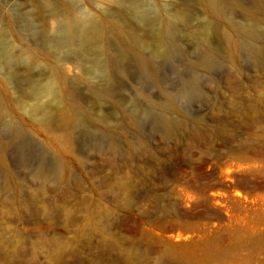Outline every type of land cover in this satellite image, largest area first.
I'll list each match as a JSON object with an SVG mask.
<instances>
[{"label": "rangeland", "instance_id": "obj_1", "mask_svg": "<svg viewBox=\"0 0 264 264\" xmlns=\"http://www.w3.org/2000/svg\"><path fill=\"white\" fill-rule=\"evenodd\" d=\"M73 1L0 0V250L16 264H264V0H210L219 16L203 0ZM75 6L105 30L82 70L51 13L80 19ZM54 76L71 148L28 110ZM166 106L183 112L172 138ZM186 232L199 245L169 254Z\"/></svg>", "mask_w": 264, "mask_h": 264}, {"label": "bare ground", "instance_id": "obj_2", "mask_svg": "<svg viewBox=\"0 0 264 264\" xmlns=\"http://www.w3.org/2000/svg\"><path fill=\"white\" fill-rule=\"evenodd\" d=\"M103 1L108 2L109 0H103ZM72 2L74 3L75 1L72 0ZM116 2L119 4H123L124 2L126 3V0H116ZM203 3L205 5V7L215 16L216 15L219 16V14L222 13V12L221 13L219 12V10L221 11V9L218 7V5H216L212 1L203 0ZM49 4H51V3L49 2ZM76 7L77 6L71 8V11L73 9L74 11L72 13H77V15L81 16L80 19H69V18L64 16L65 14H62L57 9H52L51 13L54 17H56L58 19L57 20V22H58L57 28L60 31V35H61L60 38L57 40L58 45L59 46H67L70 48L68 50L69 51L68 54H69L71 61L77 67H79L82 70V68L84 69L86 66V60H89L92 58L93 62L95 64H98L99 60H101V59H99V55H101L103 53V50H102L103 48H101V46L99 47V43L101 42V40L103 39V37L105 35V30H104V27L102 26V24L100 23V21L97 18H95V16L92 14V12H90L87 8H83V9L79 8L80 10H78V7L77 8ZM122 7H124V6L122 5ZM60 11H62V10L60 9ZM182 17H183V15H181V18ZM182 21H186L185 17L182 18ZM166 30H168V29H166ZM207 33H201L202 35L200 33L197 34L198 39H200V42L203 43L205 46L206 45L209 46V42H208L209 37L207 36ZM197 35H196V37H197ZM247 35H249V34H247ZM131 37H133V36H131ZM156 37H157V41H156L157 46L162 47L164 40H165L164 37L161 36L160 34L157 35ZM156 37H155V39H156ZM225 39H226L227 45L231 47V51H230L231 55L234 56L235 53L233 54L232 46H234V48L236 49L237 47H239V44H237V43L232 44V41L228 37H226ZM130 42H132L133 44H138L139 40L136 37H133V38H130ZM255 43H257V42H255ZM242 48L245 51H248L254 57L262 54V52H260L257 49V46H255L251 42H247V43L242 44ZM27 54H29V52ZM87 54H90L91 58L87 59ZM236 55H237V53H236ZM32 56H35V55H32ZM27 57H29V56H27ZM35 59L37 60V57ZM206 62H207V64H204V65L208 67V65H209L208 60ZM106 79H107V77H106ZM236 79H235V81H236ZM228 80L230 81V79H228ZM230 83H231V81H230ZM235 84H236V82H235ZM57 85H58V88H57ZM61 85H62V82L60 79L56 78L55 76L50 78L48 88L45 91V96L48 97L50 99V101L47 104L42 103L41 101L40 102L36 101L32 105H30L28 110H29L30 115L32 117L38 119L41 123L45 124L46 126H48V127H54L55 125L59 126L63 132L60 136H55L54 139L58 140L61 144L63 143L64 145L71 148L73 137H72V133L70 131V128L72 126L71 124H72L73 114L67 108L66 104L63 102ZM236 87H237V85H236ZM232 88L235 89L234 87H232ZM103 92L104 93H102V92H100L99 94L97 93V97L99 99H101L103 97L105 98V96L108 94V92L106 93V91H103ZM250 103H251V101H250ZM237 104H238V102H237ZM247 104H249V103H247ZM164 108H165V110L163 109V111H164L163 114L158 116L156 121L161 126L162 137L172 138L176 135L174 128H175V124L179 121H177V122L174 121L170 117V115H168V114L171 112H178V114L180 116H182L183 112L179 108H177V110L176 109L174 110L173 107H170V106H166ZM133 114H134V116L132 117L131 116L132 114L129 115V114L124 113L123 114L124 115V121L128 122L129 124L132 123L134 125H137L139 121L135 119V116L138 117L139 114H137V112H133ZM0 118H1V114H0ZM93 120L97 121L98 123H103L106 121L105 119H103V117H100V116H97V118L93 117ZM175 120H177V119H175ZM180 123L183 125L182 122H180ZM180 123L178 124V126L182 127V125ZM139 124H140V122H139ZM176 127H177V125H176ZM107 131H109V130H107ZM109 133H110V131H109ZM59 142H55V143H59ZM2 146H3V143L0 140V151L2 150L1 149ZM0 157L2 158L1 155H0ZM40 173L41 174L44 173L43 170H41ZM193 236H194V232H186L185 234L179 233V234L174 236V238H176L178 241H172L171 240L172 236L169 237L168 239H166L164 241L167 252L171 255H178V256H184V255L191 253V251L194 250L199 245V238L193 239ZM0 264H16V263H15V260L12 258L11 254H6L0 250Z\"/></svg>", "mask_w": 264, "mask_h": 264}]
</instances>
